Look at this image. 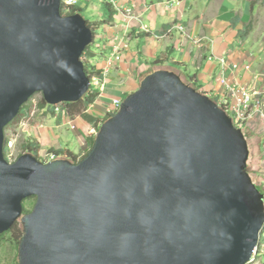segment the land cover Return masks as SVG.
<instances>
[{
  "label": "water",
  "instance_id": "95a60500",
  "mask_svg": "<svg viewBox=\"0 0 264 264\" xmlns=\"http://www.w3.org/2000/svg\"><path fill=\"white\" fill-rule=\"evenodd\" d=\"M61 9L0 0V239L21 222L19 264H250L264 195L247 140L173 71L148 75L80 162L6 159L5 129L35 94L57 106L90 91L95 32Z\"/></svg>",
  "mask_w": 264,
  "mask_h": 264
},
{
  "label": "rangeland",
  "instance_id": "374dc122",
  "mask_svg": "<svg viewBox=\"0 0 264 264\" xmlns=\"http://www.w3.org/2000/svg\"><path fill=\"white\" fill-rule=\"evenodd\" d=\"M253 1L160 0L157 2V8L162 11L167 8L172 18L170 24L174 25L173 30L168 34L170 35L168 37L173 40L172 46L160 51L155 46L156 40L148 39L153 36L150 27V29L147 28L149 32L145 31L144 27H142L144 31L140 32L137 29L124 30L121 19L115 23V18L109 15V8L105 1L99 2L102 4L100 5L92 0H79L75 6L83 8L81 15L86 20L96 23L92 28L96 32L95 40L88 53L82 57V61L87 65L101 68L106 55L112 53L115 48H121L125 52L123 61L107 77L104 92L99 94L96 103L86 111L94 116L98 123L91 125L81 117L71 118L65 105L61 106L60 114L54 113L50 105L43 107V95L35 94L27 103L25 111L6 129L8 140L6 159L14 163L25 154L36 156L32 152L33 149L29 148L34 144L39 146L36 157L43 163L52 162L53 150L60 148L73 152L78 156V160H82L91 150V140L96 139L102 125L110 119L107 108L112 100L121 98L124 101L140 89L141 83L148 75L158 70L173 71L187 85L206 95L208 91L193 80L202 70L201 65L204 64V60L212 53L227 52L231 56L230 63L234 67V72L230 74L242 85L264 93V0H257L255 9L252 11ZM169 2H174V7ZM62 14L67 16L68 11L65 10ZM235 16L243 19L238 27H234L229 21ZM180 22L187 29L186 39L198 48L197 56L194 54L188 59L192 65L189 67L186 65L188 60H185L183 56L184 48L181 49L182 42L187 44L188 41H184V35L180 32L185 31V28L180 29L181 26L178 25ZM216 22L218 24L215 30L222 36L220 38L216 37V33L210 37ZM248 25H250V33L244 39L242 31ZM192 33H197V37ZM154 36L157 35L154 34ZM155 50L158 51L154 53ZM177 50L180 54L182 53L179 61L171 57ZM246 65L250 66L249 70L246 69ZM214 96L210 94L209 97L214 100ZM262 103H264V95ZM253 121L251 123L253 129L247 128L244 133L249 148L248 173L253 183L262 189L264 195V133L260 120ZM57 160H67V157L60 156ZM36 201V198L27 199L23 204L24 213L31 212ZM16 234V232H7L0 241V264H19V245ZM250 264H264V241L259 248L256 260Z\"/></svg>",
  "mask_w": 264,
  "mask_h": 264
},
{
  "label": "built area",
  "instance_id": "2783aa9c",
  "mask_svg": "<svg viewBox=\"0 0 264 264\" xmlns=\"http://www.w3.org/2000/svg\"><path fill=\"white\" fill-rule=\"evenodd\" d=\"M79 0H62V5L65 6L66 11H69L71 6H75ZM108 5H110L117 13L118 16H126L125 18L128 20H132L131 10H125L120 5V0H103ZM146 27V28H145ZM144 27V30L149 32V28L147 26ZM181 30L184 27H180ZM143 30V31H144ZM123 59V52L119 48H115L114 51L108 55H106L103 67H97L95 65L94 68L91 66L88 67L89 78L91 80V92H99L103 93L106 88V80L110 75L112 70L120 63ZM218 61L220 73L217 78V83L219 86L223 88V91L219 93L216 97V102L220 108H222L226 114L232 119L235 127L240 129L243 134L247 128L253 129L251 123L253 120H260V124L262 126V131L264 133V103H262V97L264 93H261L256 90H252L251 88L242 85L240 81H237L233 76L232 72H234V67H232L230 63L229 56H215L214 58ZM247 70L250 69L249 65L245 66ZM215 100V99H214ZM123 103V99H113L109 107L107 108V112L110 115H116L121 108ZM62 104L57 106H51L54 110V113L60 114ZM51 161H56L58 158L57 155L51 154ZM261 244L264 241V231L261 235ZM260 246L255 250L254 255L252 257V263L256 260V256L258 255Z\"/></svg>",
  "mask_w": 264,
  "mask_h": 264
},
{
  "label": "crops",
  "instance_id": "0c3cea01",
  "mask_svg": "<svg viewBox=\"0 0 264 264\" xmlns=\"http://www.w3.org/2000/svg\"><path fill=\"white\" fill-rule=\"evenodd\" d=\"M81 1H84V0H81ZM92 1L98 2V3L104 2L103 0H92ZM159 1L160 0H120L119 1L120 5L125 10H131L132 20L126 19L125 18L126 16H124V17L118 16V13L110 5H108L110 7V10H111V11L109 10V12H110L109 15L110 16H111V14L113 15V18H115V21H114L115 23H117L118 20L121 19L120 21L123 22V23L121 22V25L123 26L122 28L124 30L125 29H128V30H131V29L136 30L137 29L138 32H140L142 30V27H145V26H147V28L150 27L152 29L153 36L149 37L148 39L156 40V41H154V42H156L155 46L158 47V49H160V51H164V50H167L168 46L171 47L173 44V40H171L168 37V36H170L168 34H170L169 32H171L173 30L174 25L172 26V24H170L172 21V18L170 16L169 10H167V8H165L164 11H162V10H160V8L159 9L157 8V2H159ZM164 1H173V0H164ZM169 3H171V2H169ZM173 3L174 2H172L171 4H173ZM100 5H102V4H100ZM172 7H174V4ZM201 12H199V13H201ZM232 19L229 20L231 23H232ZM217 24L218 23L216 22V25L213 26L214 29H212L210 37H212L215 33H216V37L217 36H219V38L222 37L219 35L220 33H217L215 30V27H217ZM178 25L185 28V25H183V23H181V22L178 23ZM220 25H221V23L219 24V26ZM101 28H103V26H101ZM112 29H114V28H112ZM174 30H176V29H174ZM180 32L182 35H184L183 36L184 41L185 40L188 41L187 44L182 42L183 44L181 45V49H182V47L184 48V54H183L184 59L188 60L194 54H195V56H197L198 48L195 47V45H192V43H190V41L188 39H186L187 37H185L186 36L185 34L187 33V29L185 28L184 32L183 31H180ZM154 34H156L157 36H154ZM192 35L193 36L196 35V37H197V33H194V34L192 33ZM216 40H218V38ZM192 48H194V50L197 49L195 53H194V50H191ZM189 50H191V51H189ZM121 51L123 52V59H124L125 52L123 49H121ZM157 51L158 50H155L154 53H156ZM214 51H215V49H214ZM215 56H218V57L229 56L231 59V56L228 55L227 52L226 53L218 52L217 54L212 53V55H210L209 58L204 60V64L201 65L202 70H200V73L197 74V77H195L193 82L203 86V89H205V91H208V92H206V95H208V96H210V94L215 95L214 99L216 100L217 95L223 91V88L221 86H219V84L217 83V78H218L219 73H220L218 61H216L215 59L211 60V58H214ZM171 57L174 60L179 61L178 59H180V57H182V53L180 54V52L177 50L176 52H174V54ZM123 59H122V61H123ZM190 63H191L190 60H188V62L186 63L187 67H189V65H191ZM258 188L262 192V189L260 187H258Z\"/></svg>",
  "mask_w": 264,
  "mask_h": 264
},
{
  "label": "trees",
  "instance_id": "16d2710c",
  "mask_svg": "<svg viewBox=\"0 0 264 264\" xmlns=\"http://www.w3.org/2000/svg\"><path fill=\"white\" fill-rule=\"evenodd\" d=\"M257 4V0H254L251 4V10L253 11V9H255V5ZM108 5V4H107ZM109 10H110V7L108 6ZM62 12H64L66 9H65V6L62 5ZM82 8L78 7V6H71L69 8V11H68V14L67 16H71V15H75V14H81L82 12ZM111 17H113V15L111 14ZM243 21V19L239 16H236L232 19V24L237 27L241 22ZM106 23V22H105ZM103 23V24H105ZM87 24L90 28H93L94 25H96V23H93V22H90L87 20ZM95 32V31H94ZM250 33V25L246 26L244 28V30L242 31V37L244 39L247 38V35ZM96 34V32H95ZM90 47L85 51L84 55H86L89 51ZM83 55V56H84ZM85 64V63H84ZM92 67L94 68L93 65H87L85 64V70H86V73L87 75L89 76V71H88V67ZM99 97V92H91L89 91L88 94L78 103H70V104H62V105H65L67 107V110H68V114L70 115L71 118L73 119H76L78 117H81L84 121H86L87 123L91 124V125H96L98 123V120L92 116L91 114H88L86 111H88V108L92 105H94L97 101ZM216 102V100H215ZM27 105V104H26ZM26 105H24L19 113V115L17 116V118L25 111V107ZM44 106H48V104L46 103V101L43 99V107ZM51 107V106H50ZM52 109V112H54L53 108L51 107ZM114 115H110L109 117L112 118ZM16 118V119H17ZM15 119V120H16ZM14 120V121H15ZM13 121V122H14ZM12 122V123H13ZM11 123V124H12ZM9 124L6 129L11 125ZM6 129H5V132H6ZM95 140H91V148H92V145L94 143ZM7 146H8V140H7V137H6V144H5V153H6V150H7ZM29 148H32L33 149V153L38 154V150H39V146L38 145H30ZM54 154L58 156V158H60V156H66L67 157V160L73 162V163H78L80 162L81 160H78V156L76 154H74L73 152L69 151V150H66V149H56V150H53ZM87 155H85L86 157ZM258 188V187H257ZM259 189V188H258ZM260 191V189H259ZM261 192V191H260ZM262 193V192H261ZM8 232H16V237H17V243L19 245L20 243V240L23 236V226L21 223L17 222L13 228L8 231ZM4 237V234L1 236V239L0 241L3 239Z\"/></svg>",
  "mask_w": 264,
  "mask_h": 264
},
{
  "label": "clouds",
  "instance_id": "9594fccd",
  "mask_svg": "<svg viewBox=\"0 0 264 264\" xmlns=\"http://www.w3.org/2000/svg\"><path fill=\"white\" fill-rule=\"evenodd\" d=\"M215 101V100H214ZM217 103V102H216Z\"/></svg>",
  "mask_w": 264,
  "mask_h": 264
}]
</instances>
